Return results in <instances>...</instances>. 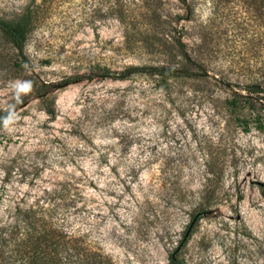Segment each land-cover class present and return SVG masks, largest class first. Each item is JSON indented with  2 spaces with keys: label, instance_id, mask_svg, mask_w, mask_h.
<instances>
[{
  "label": "rangeland",
  "instance_id": "1",
  "mask_svg": "<svg viewBox=\"0 0 264 264\" xmlns=\"http://www.w3.org/2000/svg\"><path fill=\"white\" fill-rule=\"evenodd\" d=\"M255 6L261 0H0L1 19L28 7L37 18L22 48L0 31V216L63 189L68 227L112 264H264ZM130 66L192 74L101 75Z\"/></svg>",
  "mask_w": 264,
  "mask_h": 264
},
{
  "label": "trees",
  "instance_id": "2",
  "mask_svg": "<svg viewBox=\"0 0 264 264\" xmlns=\"http://www.w3.org/2000/svg\"><path fill=\"white\" fill-rule=\"evenodd\" d=\"M255 9L263 17L264 28V0ZM36 21L35 11L28 7L16 19L0 18V31L16 48H22ZM262 34L264 49V30ZM136 73L163 78L192 74L166 66H130L119 73L104 69L101 75L128 79ZM261 192L264 195V185ZM65 196L63 189H44L43 196L30 204H16L0 216V264H112L107 254L87 239L85 232L68 227ZM170 260L175 262L173 253Z\"/></svg>",
  "mask_w": 264,
  "mask_h": 264
},
{
  "label": "water",
  "instance_id": "3",
  "mask_svg": "<svg viewBox=\"0 0 264 264\" xmlns=\"http://www.w3.org/2000/svg\"><path fill=\"white\" fill-rule=\"evenodd\" d=\"M261 185H263V183H261ZM200 215H201V212H198V213L195 215V217L193 218V220L191 221V223L189 224V227H188L187 231L185 232V235H184V237H183V239H182L180 245H179V246L177 247V249L173 252V258L176 257V253H177L178 250L181 248V246L184 244L185 240L187 239V237H188V235H189V233H190V231H191V229H192V227H193V225H194L195 220H196Z\"/></svg>",
  "mask_w": 264,
  "mask_h": 264
},
{
  "label": "clouds",
  "instance_id": "4",
  "mask_svg": "<svg viewBox=\"0 0 264 264\" xmlns=\"http://www.w3.org/2000/svg\"><path fill=\"white\" fill-rule=\"evenodd\" d=\"M30 88H31V84L30 83L19 85L17 95H19V92H21V91L22 92H28L30 90ZM11 122H12V117L11 116L4 120V126H5L6 129L8 128V125Z\"/></svg>",
  "mask_w": 264,
  "mask_h": 264
}]
</instances>
